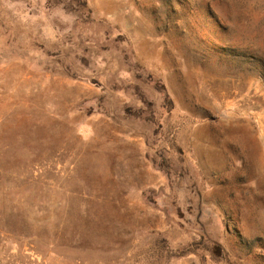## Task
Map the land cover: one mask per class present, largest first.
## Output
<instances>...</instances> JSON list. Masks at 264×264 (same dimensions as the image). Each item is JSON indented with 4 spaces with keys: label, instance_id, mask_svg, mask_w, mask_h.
Masks as SVG:
<instances>
[{
    "label": "rangeland",
    "instance_id": "374dc122",
    "mask_svg": "<svg viewBox=\"0 0 264 264\" xmlns=\"http://www.w3.org/2000/svg\"><path fill=\"white\" fill-rule=\"evenodd\" d=\"M0 264H264V0H0Z\"/></svg>",
    "mask_w": 264,
    "mask_h": 264
}]
</instances>
